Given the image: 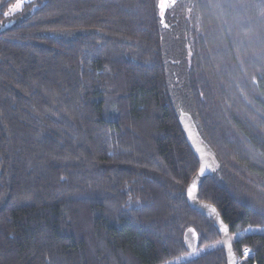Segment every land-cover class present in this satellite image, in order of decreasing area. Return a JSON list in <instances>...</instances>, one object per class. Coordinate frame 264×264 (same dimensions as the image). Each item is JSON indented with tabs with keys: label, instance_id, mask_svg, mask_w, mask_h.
<instances>
[{
	"label": "trees",
	"instance_id": "1",
	"mask_svg": "<svg viewBox=\"0 0 264 264\" xmlns=\"http://www.w3.org/2000/svg\"><path fill=\"white\" fill-rule=\"evenodd\" d=\"M158 2L31 0L0 32V264H226L181 111L218 159L198 200L264 264V0Z\"/></svg>",
	"mask_w": 264,
	"mask_h": 264
},
{
	"label": "water",
	"instance_id": "2",
	"mask_svg": "<svg viewBox=\"0 0 264 264\" xmlns=\"http://www.w3.org/2000/svg\"><path fill=\"white\" fill-rule=\"evenodd\" d=\"M179 123L187 143L198 161V168L190 178L186 187L188 205L200 215L210 220L217 229L224 249L226 264H237V257L232 247V239L228 225L223 221L217 209L210 203L198 200V190L204 180L212 173L218 163L214 151L201 138L192 116L181 111L178 116ZM201 168L204 169L201 172ZM191 189V194L189 193ZM185 242L190 249H195L197 236L193 229H188L184 234Z\"/></svg>",
	"mask_w": 264,
	"mask_h": 264
},
{
	"label": "rangeland",
	"instance_id": "3",
	"mask_svg": "<svg viewBox=\"0 0 264 264\" xmlns=\"http://www.w3.org/2000/svg\"><path fill=\"white\" fill-rule=\"evenodd\" d=\"M27 1L28 0H17L16 3L14 2L15 3V7H17V5L21 6L22 3L27 2ZM160 2H161V0H159V2H158V11H159L160 18H164L165 14H166V11H167L168 0H164V3L166 5V7L163 8V9L160 7ZM14 14H15V12L8 11L7 15H8V17L12 18V17H14ZM82 32L83 31H81V30H75V29L74 30H63V31L51 32L50 35L52 37H54V38H57V39H70V38L76 37L78 34H80ZM181 52H182L181 49L177 50V53H178V55L180 54V56L182 55ZM253 230H255L257 232H259V231L260 232H264V227L255 228ZM235 236L236 235H232L231 238L235 237ZM195 251H196V254H198L201 250H195ZM192 254H194V253H192ZM186 257L187 256H181V257L175 259L174 261L166 262L164 264H174L176 262L183 261Z\"/></svg>",
	"mask_w": 264,
	"mask_h": 264
},
{
	"label": "flooded vegetation",
	"instance_id": "4",
	"mask_svg": "<svg viewBox=\"0 0 264 264\" xmlns=\"http://www.w3.org/2000/svg\"><path fill=\"white\" fill-rule=\"evenodd\" d=\"M10 1H11V3L8 4V2H10ZM16 1L17 0H0V11H2L4 8H7L8 11H12V12L20 11L22 9L23 5L26 4V3H28V2H30L31 0L30 1L28 0L27 2L22 3V5L19 8L15 7ZM12 18L9 17L7 20H3V21L0 22V32L3 31V29L5 28V26H7L11 22H13V19Z\"/></svg>",
	"mask_w": 264,
	"mask_h": 264
},
{
	"label": "snow or ice",
	"instance_id": "5",
	"mask_svg": "<svg viewBox=\"0 0 264 264\" xmlns=\"http://www.w3.org/2000/svg\"><path fill=\"white\" fill-rule=\"evenodd\" d=\"M171 2H172V5H174L175 0H171ZM19 7H20V5H17V8H19ZM160 7H161L162 9L166 7V5H165V3H164V0H161V2H160ZM5 15H7V14H5ZM203 171H204V169L201 168V172H203ZM189 193L191 194V189H189ZM247 254H248V250L245 249V253H244V255L247 256Z\"/></svg>",
	"mask_w": 264,
	"mask_h": 264
}]
</instances>
